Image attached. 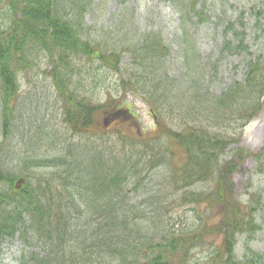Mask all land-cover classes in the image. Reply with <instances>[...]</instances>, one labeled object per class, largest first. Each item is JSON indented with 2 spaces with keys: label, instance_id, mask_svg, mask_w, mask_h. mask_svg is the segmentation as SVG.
<instances>
[{
  "label": "trees",
  "instance_id": "trees-1",
  "mask_svg": "<svg viewBox=\"0 0 264 264\" xmlns=\"http://www.w3.org/2000/svg\"><path fill=\"white\" fill-rule=\"evenodd\" d=\"M188 1L174 0L184 14ZM191 3V10L202 15L196 2ZM87 10L86 0H0V251L20 238L28 247L22 264H189L190 252L203 236L219 234L222 241L213 258L224 259L223 264H264V252L248 246L260 229L257 220L264 221V188L245 202L235 199L233 190V176L249 157L255 162L254 174L264 177V143L256 152L237 145L231 157L222 160L240 137L224 136L215 129H226L233 122L244 128L263 108L264 52L251 56L247 33L230 23L233 38L224 39L221 54L250 55L244 79L220 95L204 88L177 94L162 76V60L170 49L160 33L99 41L86 31ZM38 51L48 57L47 73L62 99L64 121L85 142L79 146L81 152L76 151L79 157L70 150L49 162L28 157L13 163L17 151L11 146V132L19 74ZM125 52H132L135 66L119 83L124 95L108 94L102 102L94 101L74 84L80 82L74 79L81 73L76 59L98 61L109 73H118ZM128 91L147 97L155 116L154 136L132 135L133 125L126 119L134 112L122 98ZM101 118L104 127L113 121L121 125L117 131L123 154L103 149V138L99 143L87 141ZM178 119L182 124L174 127L171 121ZM175 144L181 161L176 159ZM162 165L170 178L166 184L177 187L172 193L185 189L177 198L166 193L171 186L166 188L164 182L159 191L165 192L160 195L139 189L138 168L147 175ZM49 167L55 169L47 175ZM20 178L24 182L17 186ZM209 181L211 191L188 189ZM169 199L181 205L207 202L219 220L207 228L167 229L165 202ZM159 234L161 241L156 242ZM241 235L245 243L239 255Z\"/></svg>",
  "mask_w": 264,
  "mask_h": 264
},
{
  "label": "rangeland",
  "instance_id": "rangeland-1",
  "mask_svg": "<svg viewBox=\"0 0 264 264\" xmlns=\"http://www.w3.org/2000/svg\"><path fill=\"white\" fill-rule=\"evenodd\" d=\"M196 2V10H202V15L191 10L189 0L187 13L176 6L174 0H86L88 10L85 17V28L88 34L97 40H115L129 37H140L149 31L160 33L164 43L169 47V55L162 60V76L173 84L176 93L187 91L193 93L198 88H204L214 95H220L237 81H242L246 72L247 54H221L224 39H232L230 23L234 28L247 33L246 43L251 56L264 52V0H192ZM3 2V0H1ZM5 10V7L3 8ZM30 65L19 74L20 91L14 113V125L11 132V146L17 151L15 162L26 158H34L43 162L63 158L68 151L76 156L85 141L80 135L74 134L64 121V108L61 97L54 87L53 80L47 73L50 70L48 57L43 52H33ZM46 57V58H45ZM132 52H125L121 60V71L109 73L98 61H90L84 57L78 58L75 64L81 73L75 75V82L79 90L94 101H103L108 94L112 96L124 95L119 88L122 78H128L133 70ZM191 65V68H190ZM122 98L128 101L127 109L133 110V117L126 119L132 127V135L140 133L144 136H154L152 128L155 116L145 95L139 96L128 91ZM123 101V100H122ZM1 104V94H0ZM2 110L0 106V117ZM102 118L93 128L96 133L90 139L104 140L101 147L107 151L123 154L117 129L121 125L110 122L103 126ZM209 122H212L210 120ZM177 123V124H176ZM174 127L181 125V120L171 121ZM236 122L229 124L226 129L215 127L224 136H237L238 144L231 145L222 160L231 157L232 148L239 145L251 152H256L264 143V103L258 115L244 128H239ZM152 128V129H151ZM102 130H108L102 134ZM125 130L122 128V131ZM141 136V137H142ZM2 138L0 128V140ZM127 144V142H126ZM126 146V145H125ZM128 148V146H127ZM177 157L181 161L180 149L175 144ZM78 151V153L76 152ZM79 157V156H78ZM89 160H91L89 158ZM88 160V164L90 161ZM19 161V162H20ZM254 159L247 158L243 168L233 176L234 198L246 201L251 193L264 188V177L254 174ZM54 167L45 171L50 175ZM91 171L90 167L86 168ZM135 179L140 182L139 189L146 193L159 195L164 193L160 184L165 183L166 193L177 188L173 183L166 184L169 178L166 165L159 166L147 175L142 167L137 170ZM170 179V178H169ZM133 188L131 184L129 186ZM213 188L212 182H197L189 190L208 192ZM159 191V192H158ZM185 189H179L177 195H182ZM182 193V194H181ZM133 194V193H132ZM146 196V194H145ZM145 196H140V199ZM148 204V203H146ZM167 229H194L198 226H211L216 223L215 211L207 202L181 205L173 199L165 202ZM149 205H147V209ZM156 207V206H155ZM154 207V208H155ZM146 210V208H145ZM260 229L256 231L248 246L256 251L264 252V221L257 220ZM150 223L148 224V226ZM191 231V230H190ZM203 233L202 231L199 233ZM161 241V234L156 237ZM222 241L219 234L204 235L201 242L190 252L189 264H223L221 259L211 256L215 248ZM245 235L238 237L236 254L243 253ZM28 249L20 238L3 245L0 251V264H22V254Z\"/></svg>",
  "mask_w": 264,
  "mask_h": 264
}]
</instances>
